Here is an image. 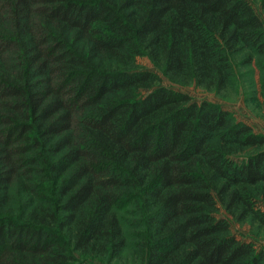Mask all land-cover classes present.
Returning <instances> with one entry per match:
<instances>
[{
	"label": "trees",
	"instance_id": "obj_1",
	"mask_svg": "<svg viewBox=\"0 0 264 264\" xmlns=\"http://www.w3.org/2000/svg\"><path fill=\"white\" fill-rule=\"evenodd\" d=\"M139 57L220 96L264 23L248 0H0V264H264L229 223L264 234V135Z\"/></svg>",
	"mask_w": 264,
	"mask_h": 264
},
{
	"label": "rangeland",
	"instance_id": "obj_2",
	"mask_svg": "<svg viewBox=\"0 0 264 264\" xmlns=\"http://www.w3.org/2000/svg\"><path fill=\"white\" fill-rule=\"evenodd\" d=\"M248 1L256 15L264 23V10L259 1ZM136 65L139 70L150 71L159 76L163 86L187 94L194 102L207 101L219 105L229 111L238 122L249 125L253 131L264 135V59L261 65L254 61L249 68L237 69V75L231 88L220 96L198 89L193 85L183 87L172 85L146 57L137 58ZM147 92L142 90L140 93L145 95ZM217 217L227 218V215L221 212ZM229 223L231 233L236 239L252 243L256 251H264V234L254 237L250 235L248 225H238L231 220ZM113 264H134V262L129 254L125 253L119 262Z\"/></svg>",
	"mask_w": 264,
	"mask_h": 264
}]
</instances>
